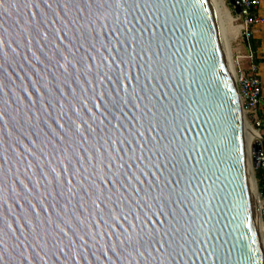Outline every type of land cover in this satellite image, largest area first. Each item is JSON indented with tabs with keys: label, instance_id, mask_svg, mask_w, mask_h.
I'll use <instances>...</instances> for the list:
<instances>
[{
	"label": "water",
	"instance_id": "obj_1",
	"mask_svg": "<svg viewBox=\"0 0 264 264\" xmlns=\"http://www.w3.org/2000/svg\"><path fill=\"white\" fill-rule=\"evenodd\" d=\"M259 166L216 0H0V264H263Z\"/></svg>",
	"mask_w": 264,
	"mask_h": 264
},
{
	"label": "built area",
	"instance_id": "obj_2",
	"mask_svg": "<svg viewBox=\"0 0 264 264\" xmlns=\"http://www.w3.org/2000/svg\"><path fill=\"white\" fill-rule=\"evenodd\" d=\"M262 0H240L243 8L242 15L238 16L240 26L243 29L245 40L248 42L253 37L254 26L264 24V15L258 13ZM246 58L251 61L249 71L242 67V60ZM234 68L239 84L242 103L245 114L253 117L256 122L261 123L259 119V109L263 96V83L258 72V64L255 62L254 54L249 48V53L240 55L236 60L233 59ZM261 188V196L264 206V193ZM264 240V236H263ZM264 247V246H263Z\"/></svg>",
	"mask_w": 264,
	"mask_h": 264
},
{
	"label": "rangeland",
	"instance_id": "obj_3",
	"mask_svg": "<svg viewBox=\"0 0 264 264\" xmlns=\"http://www.w3.org/2000/svg\"><path fill=\"white\" fill-rule=\"evenodd\" d=\"M224 1H225V4L231 16L233 17L232 25L238 28L237 32L231 31V30L226 31V34L228 33L227 38H228V43H229L232 59L236 60L238 56L247 54L248 47L245 45L246 40L244 37L243 29L240 26V21L238 20V16L234 14L232 7L228 5V0H224ZM245 117H246V121L259 132V135H261L264 138V127L263 126L257 127L256 120L250 115L245 114ZM257 140L258 139L256 138V141ZM256 170H257V167H256ZM259 186H260V191H261L260 183H259ZM263 264H264V247H263Z\"/></svg>",
	"mask_w": 264,
	"mask_h": 264
},
{
	"label": "crops",
	"instance_id": "obj_4",
	"mask_svg": "<svg viewBox=\"0 0 264 264\" xmlns=\"http://www.w3.org/2000/svg\"><path fill=\"white\" fill-rule=\"evenodd\" d=\"M258 13L264 15V0H262L261 2V5L258 9ZM253 37L258 41L257 48L255 51H253V54H254L255 62L258 64V72L263 83V96H262L261 106L259 109V114L261 115L262 119H264V24L254 26ZM245 45L248 47V51H247L248 54L250 45L247 41H245ZM250 65H251V61L249 59L244 58L242 60V67L246 71H249Z\"/></svg>",
	"mask_w": 264,
	"mask_h": 264
},
{
	"label": "bare ground",
	"instance_id": "obj_5",
	"mask_svg": "<svg viewBox=\"0 0 264 264\" xmlns=\"http://www.w3.org/2000/svg\"><path fill=\"white\" fill-rule=\"evenodd\" d=\"M220 11L222 13V18H223V22H224V26H225V30L226 31H238L237 27H234L232 25V19L233 17L231 16L226 4L224 0H216ZM228 34V33H227ZM247 126H248V131H249V135H250V140H251V145H252V150L254 148V146L256 145V138L258 139L260 137L259 132L253 127L251 126L248 122H247ZM264 246V240L262 241V247Z\"/></svg>",
	"mask_w": 264,
	"mask_h": 264
},
{
	"label": "trees",
	"instance_id": "obj_6",
	"mask_svg": "<svg viewBox=\"0 0 264 264\" xmlns=\"http://www.w3.org/2000/svg\"><path fill=\"white\" fill-rule=\"evenodd\" d=\"M248 43H249L252 51H255L257 48V45H258L257 39L252 37L250 40H248ZM259 119L261 121V126L264 127V119H262L260 114H259ZM257 177L259 179V183H260L261 188H262L263 184H264V167H262V166L257 167Z\"/></svg>",
	"mask_w": 264,
	"mask_h": 264
}]
</instances>
